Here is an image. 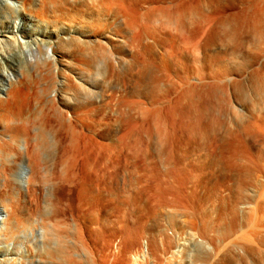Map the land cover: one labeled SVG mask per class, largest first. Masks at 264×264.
<instances>
[{"label": "bare ground", "instance_id": "1", "mask_svg": "<svg viewBox=\"0 0 264 264\" xmlns=\"http://www.w3.org/2000/svg\"><path fill=\"white\" fill-rule=\"evenodd\" d=\"M0 264H264V0H0Z\"/></svg>", "mask_w": 264, "mask_h": 264}, {"label": "rangeland", "instance_id": "2", "mask_svg": "<svg viewBox=\"0 0 264 264\" xmlns=\"http://www.w3.org/2000/svg\"><path fill=\"white\" fill-rule=\"evenodd\" d=\"M10 4H11V3H10ZM18 23H19V20L16 21V24H18ZM13 26H14V23H13Z\"/></svg>", "mask_w": 264, "mask_h": 264}]
</instances>
